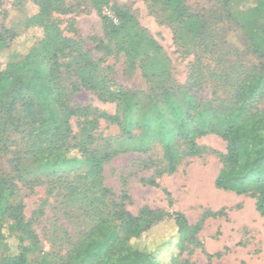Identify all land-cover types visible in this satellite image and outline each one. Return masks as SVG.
I'll use <instances>...</instances> for the list:
<instances>
[{
    "label": "trees",
    "instance_id": "1",
    "mask_svg": "<svg viewBox=\"0 0 264 264\" xmlns=\"http://www.w3.org/2000/svg\"><path fill=\"white\" fill-rule=\"evenodd\" d=\"M144 1L167 13L173 23L195 22L184 0ZM235 1L216 0L224 19L230 17L228 6ZM88 3L101 17L105 40L113 41L124 53L128 70L133 69L142 50L160 53L157 43L128 12L112 7V15L107 16L108 0ZM37 7L25 31H39L40 37L26 54L0 67V150L2 122L8 120L27 143L31 158L56 164L82 161L88 165V170L74 179L72 188L73 194L85 201L95 221L75 252L79 264H190L184 256L202 246L197 239L202 221L190 225L181 213L148 207L132 215L125 207V191L118 202L110 200L103 166L125 151L115 150L108 139L96 135L101 121L118 128L120 139L135 144L134 152L146 154L153 144L160 147L163 168L156 171V177L174 174L186 159L215 154L220 169L214 188L253 199L256 213L264 219V22H259L258 14L242 26L247 49L258 62L251 67L241 62L226 63L223 79L231 92L223 105L213 106V102L197 99L189 92L167 89L144 96L153 113L141 118L129 115L132 108L137 111L141 107L134 101L135 93L117 87L100 68L103 61H94L79 43L63 36L54 15L73 13L76 7H64L61 0H37ZM16 38L0 31V51ZM80 90L91 92L102 103H114L115 114L72 107V97ZM72 119L80 121L76 135ZM208 135L225 143L224 153L197 144L198 139ZM73 151L79 159L67 158ZM147 184L157 187L153 180ZM6 190L0 181V210L7 218L0 221V264H27V255L35 250L37 238L25 221L21 204L1 207ZM153 233L166 234L163 238L168 239L169 249L165 262L139 245ZM24 240L28 246H23Z\"/></svg>",
    "mask_w": 264,
    "mask_h": 264
},
{
    "label": "rangeland",
    "instance_id": "2",
    "mask_svg": "<svg viewBox=\"0 0 264 264\" xmlns=\"http://www.w3.org/2000/svg\"><path fill=\"white\" fill-rule=\"evenodd\" d=\"M73 13L55 14L63 36L79 43L100 68L123 90L135 93L139 110L132 117H147L153 110L144 96L167 89L189 92L202 101L223 105L231 92L223 79L226 63L241 62L246 67L257 64L249 53L242 26L258 14L264 22V0H237L228 6L229 18H223L216 0H184L196 17L194 24L173 23L168 14L144 0H108L112 7L128 12L138 26L160 47V53L142 50L132 70H128L124 53L113 41L105 40L101 17L88 0H61ZM38 11L37 0H0V31L17 38L0 51V67L23 56L40 37L39 31H25L27 21ZM190 80V81H189ZM220 101L221 103H219ZM264 103V101H263ZM72 107L90 108L113 115L114 103H102L89 91L80 90L72 97ZM79 120L70 121L74 135ZM3 143L0 150V181L6 185L1 207L23 206L25 221L37 238L35 250L27 255V264H79L75 253L86 232L95 225L85 201L73 194L74 179L88 170L85 162L56 164L31 158L28 145L3 120ZM97 136L108 139L121 152L103 166L104 185L110 200L118 202L123 191L128 200L126 210L136 215L143 207L164 212H178L190 225L202 221L197 235L201 242L185 259L190 264H264V219L255 211L254 200L214 188L220 169L215 154L184 160L172 175L156 177L163 168L162 152L157 144L146 153L134 152L132 142L119 138V130L99 122ZM200 147L224 153L225 143L214 135L197 140ZM127 150V151H126ZM79 159L76 151L68 156ZM153 180L157 187L147 184ZM207 216H204V215ZM7 219L0 210V221ZM153 233L140 242V247L165 262L168 239ZM10 243L12 241H9ZM23 246L29 242L24 240ZM2 242L0 241V262ZM79 259V260H78Z\"/></svg>",
    "mask_w": 264,
    "mask_h": 264
}]
</instances>
